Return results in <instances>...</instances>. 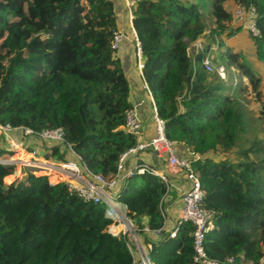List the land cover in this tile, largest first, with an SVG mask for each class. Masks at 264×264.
<instances>
[{"label":"trees","instance_id":"16d2710c","mask_svg":"<svg viewBox=\"0 0 264 264\" xmlns=\"http://www.w3.org/2000/svg\"><path fill=\"white\" fill-rule=\"evenodd\" d=\"M229 1L235 2L233 9L236 4L256 8L262 36L247 33L264 65V0H142L134 27L144 52V81L166 121L167 137L202 156L193 169L202 182L204 207L215 212V228L205 240L208 255L259 264L264 137H251L242 103L231 95L219 67L210 73L203 66L212 55L217 66L242 72L264 98L256 68L242 52L225 48L224 39L245 30L232 24ZM125 11L124 0H0V124L62 128L86 166L111 178L120 156L138 141L121 129L135 108L131 56L124 63L111 48ZM206 31L201 47L193 46ZM215 48L220 49L216 56ZM40 65L46 67L38 72ZM38 147L48 160L65 159L64 150ZM6 155L11 154L0 149V159ZM16 167L0 164V264L133 263L126 238L108 232L112 222L105 206L85 203L66 184L53 185L29 170L25 180L13 183ZM166 192L159 177L136 176L120 202L135 224L156 230L164 224L160 205ZM172 197L178 195L168 201ZM194 231L186 223L176 239L151 240L147 250L154 264H191Z\"/></svg>","mask_w":264,"mask_h":264},{"label":"built area","instance_id":"2783aa9c","mask_svg":"<svg viewBox=\"0 0 264 264\" xmlns=\"http://www.w3.org/2000/svg\"><path fill=\"white\" fill-rule=\"evenodd\" d=\"M141 1L124 0L130 35L122 29L114 31L111 48L118 53L128 48L132 52L134 65L142 79L143 89L147 91L150 98L152 123L147 129V124L143 122L137 108L127 112L126 122L121 129L126 134L136 136L138 141L120 156L116 173L111 178H106L91 171L67 142L62 128L35 131L30 128H14L10 124H0V136L5 139L8 152L11 154L6 157L7 160L0 159V164L20 166L36 176L47 177L53 185L64 183L69 191L83 202L105 206L106 218L112 222L108 226V232L113 236L122 235L126 238L133 257L132 264H154L146 248L151 246L149 236L156 235V240L159 242L166 238L176 239L181 226L186 223H192L195 226L191 264H234V257H230L227 262H221L211 258L207 253L205 240L215 228V212L204 207L205 193L202 182L193 169V164L202 159V156L183 149L177 141L167 137L166 121L159 116L154 96L144 81V52L134 27V10ZM232 16L234 26L244 27L254 38L262 36L255 7L236 4ZM202 43L196 41L193 46L199 48ZM203 66L210 73L215 70L209 57L205 59ZM217 71L223 79L227 78L224 66L219 67ZM41 144L47 148L56 147L64 150L65 159L63 161L46 159L40 154L38 145ZM69 154L75 159H68ZM144 156L147 158L143 159ZM147 174L159 177L167 185V192L160 205L164 224L156 230H150L148 226L141 228L135 224L127 216L128 207L120 202V195L128 180ZM56 175L59 177L56 178ZM174 193L180 194L177 203L181 205V208L173 225L168 227L169 214L165 204ZM259 264H264V257Z\"/></svg>","mask_w":264,"mask_h":264},{"label":"rangeland","instance_id":"374dc122","mask_svg":"<svg viewBox=\"0 0 264 264\" xmlns=\"http://www.w3.org/2000/svg\"><path fill=\"white\" fill-rule=\"evenodd\" d=\"M234 3H235L234 1H229V5L227 7L230 11L233 9ZM211 10L212 7H209L208 10L206 11V14L209 15V11ZM116 13L118 14V10L116 11ZM123 16L124 14L121 12L119 18ZM236 27H241V26H236ZM236 27H234L233 29H235ZM247 32H248L247 30H242L240 33L236 34L233 38L224 39L225 48L231 47L233 48L234 52H242L245 57L244 61L251 68L253 69L256 68L257 74L264 82V71H263L264 65L262 62L256 59V55L254 54V42L251 40L252 38L248 35ZM208 35H209V31H206L205 34L199 40H197V42H204V40H206V37ZM216 50L217 48L213 50L215 56L218 54L220 49H218L217 51ZM211 57L212 55H209V59L212 61V63H214ZM214 65L216 68L223 66L226 68L227 71L226 81L229 84V86H232L230 93L235 98L239 99L240 102L242 103V107L246 112L249 120L248 122L250 126L249 132L251 137H255V136L264 137V118L262 119L260 118V113L264 111V98L261 97V99H259L258 97L259 92L256 89L254 83L250 81L248 78H246V76L242 72L236 70L233 67H228L226 64L217 66L214 63ZM45 67L46 65H40L38 68V72L39 70L42 71ZM128 76L130 78V85H131L130 100L133 102V104L137 106L138 111L141 112L143 120L144 121L149 120V123L147 124L149 126L146 125L148 129L152 123L151 122L152 109L150 107L151 105L149 102L150 98L147 91L143 89L142 80L135 65L133 67V71H129ZM259 90L262 93H264V83L263 85H260ZM2 146L4 145L2 144ZM1 149L4 150V148ZM6 157L8 156L7 155L4 156L3 160H7ZM68 159L74 160L75 158L71 157L69 154ZM16 169L17 170L15 171V177L13 183L18 184L19 182L25 180L27 173L26 170H24L23 168L20 169V166H17ZM4 183L7 184L5 180Z\"/></svg>","mask_w":264,"mask_h":264},{"label":"crops","instance_id":"0c3cea01","mask_svg":"<svg viewBox=\"0 0 264 264\" xmlns=\"http://www.w3.org/2000/svg\"><path fill=\"white\" fill-rule=\"evenodd\" d=\"M121 10V9H120ZM122 18V20H121V22H122V24H123V26L121 25V27H120V29H122V30H125L129 35H130V28L128 27V25H127V22H126V17H121ZM132 49V48H131ZM121 56H122V59H123V57H124V63L125 62H128V60H129V58H130V56H131V64H130V71H133V67H134V58H133V54H132V52H130V50H129V48L125 51H122V52H120L119 53ZM129 74V73H128ZM135 105V104H134ZM141 105V104H140ZM135 107L137 108V106L135 105ZM151 107V106H150ZM138 109V108H137ZM146 124H148L149 123V120H146V122H145ZM147 126H149V125H147ZM3 138L0 136V149L1 148H4V151H9L8 150V148H6L7 147V143L5 142V139H3ZM2 144L4 145V146H2ZM147 158V156H144L143 157V159H146ZM20 169H22V168H20ZM17 170V169H16ZM10 176H12V175H10ZM9 177V176H8ZM174 194H176V195H178V197L177 198H171L168 202H167V204H165V207L168 209V214H169V219H168V227H171L172 225H173V223H174V221L177 219V217H178V214H179V210H180V208H181V205L179 204V203H177L178 202V200H179V198H180V194H178V193H174ZM173 195V194H172ZM157 238H156V235H154V234H151L150 236H149V240H153V241H156V242H159L158 240H156ZM148 240V239H147ZM148 246V245H147ZM152 246V245H151ZM151 246L150 247H146L147 249H149V248H151Z\"/></svg>","mask_w":264,"mask_h":264}]
</instances>
